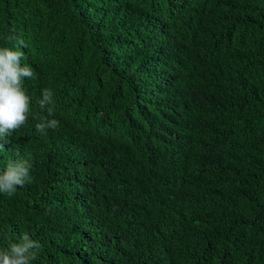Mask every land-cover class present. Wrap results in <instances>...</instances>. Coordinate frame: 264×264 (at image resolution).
Instances as JSON below:
<instances>
[{
	"label": "trees",
	"instance_id": "1",
	"mask_svg": "<svg viewBox=\"0 0 264 264\" xmlns=\"http://www.w3.org/2000/svg\"><path fill=\"white\" fill-rule=\"evenodd\" d=\"M4 47L34 77L0 148V172L32 162L0 193V247L27 233L33 264H264V0H0Z\"/></svg>",
	"mask_w": 264,
	"mask_h": 264
},
{
	"label": "clouds",
	"instance_id": "2",
	"mask_svg": "<svg viewBox=\"0 0 264 264\" xmlns=\"http://www.w3.org/2000/svg\"><path fill=\"white\" fill-rule=\"evenodd\" d=\"M22 43V42H21ZM23 53L11 48H0V148L16 130L23 127L29 119L31 97L27 93L25 78L34 77L33 68L25 64L21 66ZM53 92L45 88L41 92L39 106L47 108L52 104ZM48 115H53V109L47 108ZM59 121L42 119L35 128L41 134L48 129H56ZM31 158L18 157L9 161L6 169L0 172V193L14 196L18 188L30 182ZM42 245L32 239L27 233L19 242H10L0 247V264H33Z\"/></svg>",
	"mask_w": 264,
	"mask_h": 264
}]
</instances>
